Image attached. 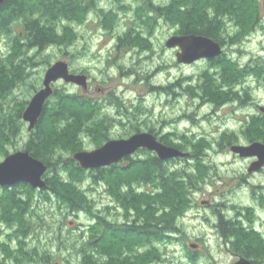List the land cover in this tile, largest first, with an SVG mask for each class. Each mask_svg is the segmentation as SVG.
I'll use <instances>...</instances> for the list:
<instances>
[{"label": "rangeland", "instance_id": "rangeland-1", "mask_svg": "<svg viewBox=\"0 0 264 264\" xmlns=\"http://www.w3.org/2000/svg\"><path fill=\"white\" fill-rule=\"evenodd\" d=\"M89 1L92 7L78 20L63 21L58 25L65 44L52 45L42 51L27 49L20 56V60H28L29 76L26 83L13 92L14 96L30 102L43 87L48 67L64 61L74 73L89 76L90 90L84 91L83 87L64 81L54 87L87 95L93 107L101 109L100 118L105 114L112 117L114 125L109 130L110 140L131 137L138 130L143 133L153 129L157 137L169 136L190 153L194 144L202 143V162L206 167L202 170L201 182L190 195V206L169 217L180 232L156 243L164 259L156 264H234L238 251L233 245L224 243L217 229L219 214L226 219L242 221L244 230L250 232L251 239H247L251 240L252 250L264 254V168L250 174L248 168L255 159L240 157L231 151L235 144H250L241 131L247 119L264 114V0H252L253 9L249 10L252 14L242 22L234 14L225 18V33L220 36L224 38L227 59L237 68L253 69L236 85L235 91L244 100L248 93L252 101L243 104L235 100L220 106L194 95L201 90L204 72L218 78L219 68L210 66L206 60L179 64L178 50L166 46L179 29L149 7L151 4L165 6L170 0ZM129 18V39L141 40L139 44L130 40V55L126 49L115 50L118 39L124 38L128 30ZM17 26L15 30L20 31ZM12 44L11 37L1 38V54L9 55ZM97 125L86 124L82 136L84 151H95L102 141V145L107 142L104 125L99 128ZM27 129L25 123L22 135L14 144L0 145V163L7 157L5 154L24 150L30 138ZM229 140L235 143L229 145ZM75 153L64 151L63 156L71 158ZM139 157L144 159L146 154L141 153ZM195 166L191 159L170 164L173 170H192ZM66 175L64 173L63 177ZM91 175L86 172L74 181L90 204L85 211L69 213L65 206L59 208L55 203L40 199L39 190H35L34 195H24L36 202V216L29 222L33 233L24 239L19 225L0 220V264H80L83 245L89 244H85L89 230L98 224L99 218L118 224L130 221L134 217V213H130L132 209L127 211L122 207L109 192L108 185L95 182ZM35 249L39 256L34 255L32 260L30 252ZM138 252L145 259L140 261L150 263L152 253ZM194 254L197 260L187 257ZM258 260L261 262L260 257Z\"/></svg>", "mask_w": 264, "mask_h": 264}, {"label": "trees", "instance_id": "trees-1", "mask_svg": "<svg viewBox=\"0 0 264 264\" xmlns=\"http://www.w3.org/2000/svg\"><path fill=\"white\" fill-rule=\"evenodd\" d=\"M90 3L89 0H6L0 8V39L11 37L14 40L9 55L4 56L0 52V145L14 144L22 135L25 124L22 116L29 101L18 100L13 93L26 83L29 76L28 60H20V56L27 49L36 48L42 51L52 45L65 44L58 25L63 21L78 20L92 6ZM252 7V0H170L165 6L155 7L151 4L149 8L164 17L171 26H176L179 29L176 34H198L224 44V38L220 36L223 34L224 17L234 14L242 22L252 14L249 13ZM144 23L148 25L147 22ZM17 25L21 28L20 31L15 30ZM129 40H134L136 44L141 41L135 38ZM210 66L219 68L220 72H216L218 78L204 72L201 90L194 93L196 98L218 106L235 100L243 104L252 101L248 93L244 95V100L235 91V87L253 69L237 68L228 59H219ZM189 88L194 92L192 87ZM53 92L46 103L44 114L36 128L30 132V138L24 146L25 151L48 166L47 174L43 177L47 187L39 190L38 197L59 205V208L65 206L69 213L88 210L90 204L84 197L82 188L74 183L87 172L92 174L95 182L106 183L114 199L127 211L132 209L130 213H134L129 222L130 237L125 236L127 233L118 234L114 237L115 245L100 246L94 241L96 237H93L90 244L83 245L80 264H151L152 261L159 260L161 253L151 250L150 263H143L139 260L143 257H140L137 249L151 243L153 238L164 240L171 233L180 232L169 217L186 210L192 201L190 195L198 189L202 170L206 167L202 162V143L194 144L190 153L184 145L173 142L169 136H163L159 138L161 142L188 152L190 156L165 162L159 160L156 154L143 149L139 154H146L144 159L139 155L130 156L109 167L82 169L72 157L64 158L63 153L83 150L82 136L86 132L85 126L88 122L95 125L101 123V109L96 110L92 101L76 93L58 88ZM150 131L157 135L155 130ZM241 133L250 144L256 141L264 143V114L247 119ZM103 134L108 140V134ZM234 143L230 141L229 145ZM102 144L103 141L98 146ZM181 159H191L196 166L192 170H173L170 167L171 162ZM64 173H67L65 177ZM26 194L34 195L35 189L28 184H18L11 188L0 187V220L10 225H19L20 235L24 239L32 235L29 222L31 217L36 216L35 199H29L24 196ZM219 217L222 231L228 238L235 235L238 239H251L250 232L244 230L242 221L226 219L223 214H219ZM137 222L146 225L138 227ZM98 223L109 221L99 218ZM160 224H163L162 228L155 226ZM100 249L110 256L109 260L100 261L97 258ZM129 250L130 255L127 253ZM32 251L34 252H29L33 260L34 255L39 256V253L37 249Z\"/></svg>", "mask_w": 264, "mask_h": 264}, {"label": "water", "instance_id": "water-1", "mask_svg": "<svg viewBox=\"0 0 264 264\" xmlns=\"http://www.w3.org/2000/svg\"><path fill=\"white\" fill-rule=\"evenodd\" d=\"M6 0H0V8ZM169 49H179L177 62L180 64H193L201 59H213L223 54L222 45L216 40L197 35H174L166 43ZM69 64L59 61L48 67L43 79V87L36 92L23 113V121L32 132L44 114L45 106L52 97L54 85L59 81L75 84L83 88L88 87V78L84 74L72 73ZM262 111L264 109L262 108ZM140 149H147L156 153L161 161L170 159L187 158L190 153L184 152L173 146H167L157 136L150 132H140L127 139H113L101 147L91 151H77L73 156L82 169L94 170L117 164L127 157H132ZM231 151L240 157L255 158L249 173L258 172L264 167V143L253 142L247 145L235 144ZM48 166L41 160L33 157L28 151H18L9 154L0 163V187H14L18 184H28L35 190L47 187L45 175ZM195 248L196 246L193 245ZM59 264V263H55ZM236 264H250L249 261L240 260Z\"/></svg>", "mask_w": 264, "mask_h": 264}, {"label": "flooded vegetation", "instance_id": "flooded-vegetation-1", "mask_svg": "<svg viewBox=\"0 0 264 264\" xmlns=\"http://www.w3.org/2000/svg\"><path fill=\"white\" fill-rule=\"evenodd\" d=\"M92 7V6H91ZM129 13H130V11H129ZM211 17V16H210ZM227 17V16H226ZM226 17H224V20H223V23L222 24H224V21H225V18ZM164 18V17H163ZM129 26H130V18H129V23H128V26H127V28H128V30H127V32L125 33V35L123 36L124 38H119L118 40V43H117V47H115V50H121L122 48L123 49H126L127 50V52H128V54L130 55V40H129V38H130V28H129ZM222 32L223 33H225V24H224V26H223V29H222ZM177 36H185V35H187V34H176ZM188 35H192V34H188ZM187 35V36H188ZM194 35H197V36H199L198 34H194ZM201 36V35H200ZM199 36V37H200ZM204 37H206V36H204ZM210 38V37H209ZM217 41V40H216ZM217 42H219V41H217ZM221 45H222V48L224 47V44H222L221 42H219ZM178 50V52L180 51L179 49H177ZM223 50H224V48H223ZM178 52H177V54H178ZM177 54H176V57H177ZM225 60V59H227V57H226V54H225V51L223 52V54L221 55V56H219V57H216V58H213V59H201V60H206V61H208L209 62V64H212L213 62H215V61H217V60ZM200 61V60H199ZM198 62V61H197ZM129 63H130V59H129ZM180 64V63H179ZM183 65H188V64H183ZM71 72L72 73H74L72 70H71ZM129 72H130V68H129ZM85 75V74H84ZM87 76V78H88V82H89V84H88V87H86V88H83V90L84 91H89L90 90V78H89V76L88 75H86ZM56 87H54V89H55ZM82 96V95H81ZM84 97H87V95H83ZM100 114V113H99ZM121 116V118L120 119H122L123 118V116L122 115H120ZM119 119V120H120ZM100 121H101V123H99L98 125H97V127L99 128V125H104L103 126V129H104V133H107L108 134V140H107V142L108 141H110V136H109V130H111V127L114 125H112V122L114 121V119L112 118V117H109L108 116V114H105L104 116L102 115L101 116V118H100ZM102 122H104V123H102ZM112 125V126H111ZM150 131V130H149ZM141 131H139V133H140ZM138 133V132H137ZM150 133H153V132H151L150 131ZM136 134V133H135ZM154 134V133H153ZM134 135V134H133ZM155 135V134H154ZM132 136V135H131ZM128 137H130V136H128ZM128 137H125V138H121V139H127ZM160 137H158V139H159ZM111 140H113V139H111ZM160 140V139H159ZM161 141V140H160ZM107 142H105V143H107ZM169 146V145H168ZM141 150H143V149H140L138 152H136L134 155H140L139 154V152L141 151ZM145 150H147V149H145ZM148 151V150H147ZM152 153H154V152H152ZM154 154H156V153H154ZM134 155H132V157L134 156ZM253 159H255V158H253ZM171 160V159H170ZM169 160V161H170ZM256 160V159H255ZM254 160V161H255ZM168 161V160H167ZM167 161H165V162H167ZM264 168V167H263ZM261 170H262V168H261ZM130 221H128V222H123V223H115V222H110V223H96L93 227H91L90 228V230H89V238H88V240H87V243H85V244H90L91 242H92V238L93 237H96L95 238V242L100 246L101 244H112V245H115L114 243H116V240L114 239V237H116L118 234H119V232H121L122 234H125V233H127V235H129L130 234V223H129ZM136 225L138 226V227H140V226H145L146 224L145 223H139V222H137L136 223ZM155 226H157L158 228H162L163 227V224H160V225H155ZM92 228H94V229H96L97 231H93L92 230ZM217 229L219 230V232H220V235L222 236V238H223V240H224V243H226V244H231V245H233V247L238 251L235 255H237L238 256V258H237V260L235 261V263L234 264H236L237 262H239L240 260H245V261H249V263L250 264H263V263H261L262 261H264V260H262V257H264V254H262L261 252L259 253V252H257V251H254V250H252L253 249V246L251 245V242H249V241H251V240H248V239H246V238H244V239H238V238H235L236 236L235 235H232L231 237L232 238H228L227 237V235H225L224 234V231H222L223 230V227H222V225H221V222H220V219H219V225H217ZM170 237H173L172 236V233L169 235V238ZM166 239H164V240H157V239H155V238H153L151 241V243H147L146 245H143V246H139V248L137 249L138 251H140L141 252V250H147V251H149V252H151V250H153V251H158V252H160V250L157 248V246H156V243L157 242H162V241H165ZM114 242V243H113ZM193 245H195V244H191V246L193 247ZM196 246V245H195ZM194 248V247H193ZM196 248V247H195ZM254 252V254H252ZM127 253H129V255H130V250L127 252ZM252 256H254V257H252ZM161 257H162V254H161ZM160 257V259L159 260H157V261H154L153 263L154 264H156L157 262H159V263H162L163 261H164V259L163 258H161ZM187 257H189L190 259H195V260H197V257H196V255L194 254V255H188ZM258 257H260L261 258V262H259V260H258ZM97 258L100 260V261H105V260H109V258H110V256L108 255V254H106V253H104L101 249L99 250V252H98V254H97ZM158 263V264H159ZM101 264V263H100Z\"/></svg>", "mask_w": 264, "mask_h": 264}]
</instances>
